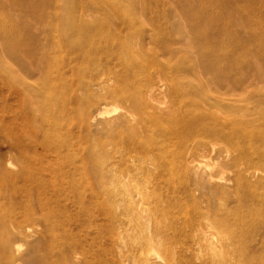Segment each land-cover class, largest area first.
<instances>
[{
    "label": "rangeland",
    "instance_id": "obj_1",
    "mask_svg": "<svg viewBox=\"0 0 264 264\" xmlns=\"http://www.w3.org/2000/svg\"><path fill=\"white\" fill-rule=\"evenodd\" d=\"M69 1L77 4V15L80 14L81 3L86 0ZM175 2L124 0L129 7L125 9L130 13L147 8L148 33L152 37L148 38V53L143 56L148 58L146 78L122 77L128 65L125 59L129 54L125 49L92 51L74 35L64 49L36 50V63L43 64L41 60L47 59L44 64L49 70L45 76L50 84L43 86L45 77L41 73L24 72L29 83L26 89L18 91L9 90L7 85L8 64L14 65V62L6 54L4 40L24 32L21 18L28 14L12 0H0V215L29 233L27 238L10 233V237L16 236L12 239L14 245L8 252L0 249V264H13L9 262L12 255L21 259L33 255L37 245L42 248L41 257L52 259L54 264H125L122 255H138L141 251L148 253V264H264V188L244 183L233 187L231 193H216L208 198L213 205L212 214L217 216L221 215L222 203L227 199H246L244 204L250 210L232 213L244 221L239 228H221L213 215L208 220L198 217L195 223L193 220L189 223L195 212L207 209L208 199L203 197L200 185L180 175L174 181L181 188L176 191L168 174L160 181L152 163L171 154L170 122L163 124L166 129L163 134L148 129L141 133L137 125L143 141L137 147L128 143L136 130L123 128L110 132L106 129L107 120L124 109L133 122L144 119L148 125L155 123L163 114L160 107L167 104L169 96L148 90V81L155 85L172 76L170 70L185 80L193 79L200 93L192 98L202 100L205 94L210 96L214 104L206 107L215 108L221 119L254 110L264 101V0H184L202 10V15L194 18L192 24L181 19L182 16L177 17L176 11L174 14ZM34 3L50 14L57 11L61 14L67 9L66 4L63 6L57 0H34ZM38 15L42 18L43 13ZM29 23L34 26L30 31L35 32L38 21ZM173 24L180 28L173 31ZM204 38H208V44L206 40L203 42ZM111 87L128 91L130 98L100 104L108 97ZM135 89L141 90L139 96L132 94ZM37 90L44 91L43 99L51 104L47 108L50 111L45 132L34 125L35 113L28 105L29 94L35 95ZM227 103L226 107L232 109L225 107ZM141 104L147 111L138 108ZM101 110L108 112L97 115ZM256 116H249L251 124L245 123L241 131L219 130V135L232 134L236 141L227 143L221 136L214 140L217 135L211 136L212 132L197 131V141H217L214 152L206 153V161L218 167L217 176L238 179L256 168V162H249V157L255 160L264 144L258 146L252 141L254 144L250 146L240 141V150L236 143L246 134H264V124L252 119ZM220 163L224 171L228 168L226 172L221 170ZM141 166L148 172V199H144L148 204L147 222L132 206L135 195L126 193L125 184H121L123 179H133L146 185V175L139 173ZM20 169L25 174L14 177L13 172ZM99 169L105 171L102 178L97 177ZM114 176L122 177L119 179L122 182L119 184ZM100 180H103L101 186ZM94 184L97 190L93 189ZM117 192L122 196H111ZM200 228L213 234L208 239L199 238L194 232ZM232 229L239 234H236L239 240L229 250L228 247L224 251L215 250L208 244L210 241L211 245L219 244ZM4 239L1 234L0 248ZM146 241L148 251L144 247L136 251V245ZM66 247L70 251L64 255L62 249Z\"/></svg>",
    "mask_w": 264,
    "mask_h": 264
},
{
    "label": "bare ground",
    "instance_id": "obj_2",
    "mask_svg": "<svg viewBox=\"0 0 264 264\" xmlns=\"http://www.w3.org/2000/svg\"><path fill=\"white\" fill-rule=\"evenodd\" d=\"M12 1L17 6H22L24 12L28 15H24L21 18V23L24 25L23 28L24 32L15 35L13 37L9 36L4 40L5 43L4 48L6 54L14 62V65L11 64L10 62H9L10 64H8L10 65L7 74V85L9 87V90H11L12 88H15V90L18 91L26 89L27 84L29 82L24 77V72L32 73L33 71H36L38 73H41V76L45 77L42 78L45 81L43 82V86L44 83H48L49 85L50 81L47 79V76H45L48 73L49 67L47 64H44V62H47V59L44 58L41 60V63L43 64L36 63V59H35L37 55L36 50H38L39 48L64 49L65 47L68 46L67 41L74 35L75 37L80 38V42L82 43V45H84L85 47L89 48L92 51L97 49L98 50L105 49L109 51L116 47L119 49H125L126 54H129L126 55L128 56V58L126 57L127 59H125V62L128 65L122 77L125 78L126 80L131 78V76L133 78L135 77L146 78L145 76L148 75V58L146 59V57L143 56L146 55V53H148V46H149L148 38H151L152 34L148 33V18H147L148 12L145 6L140 9H134L133 10L134 12L130 13L128 11L129 9L128 10L125 9L127 6H125L124 0H86L83 4L81 3V13L77 15V10H78L77 4L72 3L69 0H57V1H61V4H63V6H65L64 4H66L67 9L61 14L58 11L55 14L52 13L50 14L47 13L42 7L38 6V4L36 3L33 4L34 0H12ZM49 1L53 2L55 0H49ZM172 9H174V14L176 11L177 17L182 16L181 19L183 20L187 19L188 21L191 22V24L192 22H194V18H198L202 15L201 14L202 10L200 7H198L197 5H190L189 2L188 4L187 2L184 3V0H176L175 5ZM167 12L168 11H166V13ZM42 13H43L42 18H39L38 14H42ZM31 20L38 21V24L35 25L36 28L35 32L30 31V29L34 27L31 26L29 23V21ZM178 28H180V25L173 24L172 26L173 31L177 30ZM176 32L179 33L178 31ZM205 40H206V44H208L207 42L208 38H204L203 42ZM6 62H8V60ZM170 74H172V76L170 75V77L169 76L165 77L160 82L155 83V85H153L154 83H152L151 81H148V90L151 89H153L154 91L158 90L159 92L164 93L166 96H169V100L167 104L165 106L160 107V111H162L163 114L159 115V119H157L155 123H150L148 125V123L144 119L142 120L139 119L137 122H133V120L131 121L128 118V110L124 109L122 110L123 112H121L117 116H114L113 118L107 120L106 129L110 132L115 130H120L123 128L130 129L129 131L136 130L135 132L136 134H134L133 137L130 136L128 138L129 141L128 143L131 147H137L143 145L141 135L137 133V128H136L137 125L141 130V133L143 130L148 129V130H152L154 133L163 134L162 131L166 130L163 128V124H165L166 121L170 122L169 129L171 130V134L169 135L168 141L173 145V149L171 151V154H169L170 155L169 157L163 156L162 158L158 160H154L152 162L154 165V170H156V174L160 179V181L162 180V177L168 174L169 175L168 179L172 178L173 182L175 181L176 177L180 175L185 176L186 179L189 178L188 181L197 182L200 185L204 198L208 199L210 196L216 193H223L224 195L227 193H231L230 191H232L231 189L233 187L238 188L240 186H243L244 183H248V184L252 183L253 185L264 188V149L258 152L259 154L256 156L255 160L254 158L249 157L250 160L249 162H254V163L256 162L257 166L252 171L250 170V172L245 173L244 177L238 179H233L231 177H224L222 175L221 176L218 175L219 176L218 177L216 175V171L218 172L217 169L218 167L206 161V158L208 156L207 152H209L210 154L211 153L210 151H213L217 148L216 147L217 141L216 143L208 140L199 142L196 139V137L199 134L197 133V131L201 130L202 132L203 131L212 132L213 135L211 134V136L217 135L214 136V140L215 137H218L219 139V136H221V139L224 142L228 143L230 141H236L235 137L232 136V134L225 135L223 133L219 135L218 134L220 133L219 130L223 128H229L233 131L236 130L241 131L243 128H245L244 126L246 124L247 125L248 123L251 124L252 121L248 117L252 115L253 116L257 115L256 118L252 117V119L254 121L255 120L259 121V123L263 125L264 101L259 100L260 102L258 103L257 107L254 110H250V111L246 110L245 113L243 114L236 112L235 116H233L234 114L232 115L233 116L232 118L228 117L229 119H221L220 114L216 113L215 108L211 109L210 106L206 107V105L208 106L209 104H211L212 106V103L214 104V101L210 96H207V94H205V97L202 100L199 99L196 100L192 98V96H196L198 93H200L198 87L194 86L193 79L185 80L184 77L180 76L177 73H174L173 70H170ZM261 76L263 75L261 74ZM261 78L259 79V81H261ZM180 79H184L185 81H181ZM243 84L244 83H242V86ZM40 88L41 86L39 87L38 90H40ZM230 89H231V85H230ZM38 90L35 95L29 94L28 105L30 106V109H33L35 113L33 115L34 125L41 132H45L48 129L47 126L49 123L48 114L50 109L47 110V108H50L51 104H47L46 100L43 99L44 91H38ZM130 94L128 91L111 87L108 91V97L102 100V103L100 102V104L102 105L107 104L111 100L129 99L131 96ZM132 94L139 96L141 94V90L139 89L132 90ZM228 100L230 99L228 98ZM229 103H227L225 107ZM235 103L237 102H234V104ZM132 105H134L133 102ZM229 107L230 106L226 108ZM138 108L142 110H146V107H144L143 104L138 105ZM203 108L205 109V111L203 110ZM105 111L107 110H101L97 113V115L102 116ZM232 112L234 113V111ZM251 128L253 127L251 126ZM43 137H44L43 139L45 140L46 136ZM240 141L248 143L250 146H253L254 143H251L253 141L256 142L255 143L256 145L260 146V143L264 144V134L261 135L246 134L242 136V140L238 138L236 143L240 145L239 149L241 150L242 145L238 143ZM64 142H66V140L62 141V143ZM257 142L259 144H257ZM219 146H221L220 143L218 147ZM222 148H224V146H222ZM230 150L231 149H229V151ZM226 152H228L227 149ZM230 153H233V151L232 152L230 151ZM196 155H201L203 156L204 159L201 158L202 160H199L197 159ZM220 158L224 159L225 157L220 156ZM138 159L137 161H140L141 158ZM228 160H230V157ZM227 162L229 163V161ZM217 164L219 165V162H217ZM226 165L228 164H225L224 166L226 167ZM229 165H231V163H229ZM144 168L145 166L139 167V173L146 175L144 177L145 179L144 183L146 185H141L139 181L134 182L133 179L130 181L128 179H123L121 177L123 179L122 180L124 182L123 183L121 180H119L121 178H117L116 176H114L113 178L119 180V184L120 181L122 182L121 183L122 185L125 184V187L127 189L126 193L135 195V198L132 201V206L138 210L137 213L139 215L144 216V219L147 222L148 204L146 203L147 201L144 202V199L146 198L148 199V172ZM220 168H221V163H220ZM108 170H110V168H108ZM221 170L223 172H226L224 171L225 170L224 167L221 168ZM24 172H25L24 169L17 170L16 172H13V176L19 177V175H21V173L23 174ZM103 172L105 173L103 169H99L97 177L102 178L101 176ZM101 183H103V180L99 181L100 186L102 185ZM172 185H173L172 187H174L176 191L178 189H181L179 187V184L175 183ZM97 188H98L97 185L94 184L93 189L97 190ZM111 196L117 197V196H122V194L117 192V193H113ZM244 200L246 199L239 198L238 200H236L235 198L233 201L227 199V201L222 203L223 208L221 209L220 212L221 215L217 216L215 214H212L211 208L213 207V205L211 200L208 199L207 200L208 203H206L207 209L203 210L201 208V211L195 212V215L191 216L189 223H191L192 220L195 223V220L198 219V217H201L202 220L205 219L208 220L213 215L214 221L217 222L221 226V228H226V227L239 228V226L244 225V221L242 218H239L238 216H234L232 213L233 211L242 212V210L243 211L250 210L249 207L245 206ZM234 201H237L235 202L234 207H230L231 203ZM10 233H15L16 235H19L23 238H27L29 236L27 230H23L22 228H20L19 225L7 221L5 216L0 215V235L3 234L5 237L3 242L4 245L1 246L0 248L3 252L11 251L13 248L14 242L12 239L15 238L16 236L10 237ZM194 233H197L199 238H204V239L205 238L208 239L209 236L213 234L212 231L203 230L201 228L195 230ZM236 234L238 233H236V231L232 229L231 233L226 234L227 236L226 235L223 236L219 244L214 245L213 243V245H211L210 243L212 241H210V243L208 244L210 246H213L215 250L219 248V250L224 251L227 250V247L229 250L231 245L232 246L235 245L239 240V236H237ZM142 247H144V250L148 251V241H146L145 244L136 245L135 249L137 251ZM219 250H217L216 253H218ZM41 251H42L41 246L39 247V245H37V247L34 248L33 255L29 254L28 256H26L25 258L23 257L22 259L19 257H14L12 255L9 262H12L13 264H54L52 259L41 257ZM69 251H70V247H66L62 249V253L64 255L67 254ZM214 251L212 250V253ZM122 257H123V262L125 264H148V253L144 251H141L138 255L129 253L126 256L122 255ZM232 264H240V263H232Z\"/></svg>",
    "mask_w": 264,
    "mask_h": 264
}]
</instances>
